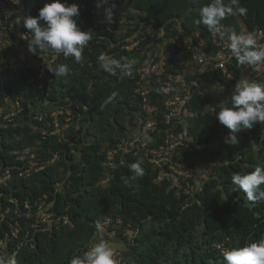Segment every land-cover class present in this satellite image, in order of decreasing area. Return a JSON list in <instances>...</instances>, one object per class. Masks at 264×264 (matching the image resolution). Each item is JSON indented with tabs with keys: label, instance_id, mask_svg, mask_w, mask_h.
Here are the masks:
<instances>
[{
	"label": "trees",
	"instance_id": "16d2710c",
	"mask_svg": "<svg viewBox=\"0 0 264 264\" xmlns=\"http://www.w3.org/2000/svg\"><path fill=\"white\" fill-rule=\"evenodd\" d=\"M46 2L21 0L15 15L37 16ZM64 2L79 6L77 25L92 36L80 63L54 52L30 53L28 30L10 26L15 15L0 18L2 39L21 46L28 57L15 62L0 50V177L10 170L0 182V256H14L18 264H69L95 242V224L107 218L111 223L104 235L122 244L113 246L122 259L118 264H223L222 248L264 236V202H248L231 184L234 173L264 165V124L237 133L239 143L232 146L224 142L229 130L215 117L219 103L230 106L239 79L264 81L251 68L238 67L235 58L223 69L197 76L200 91L182 117L176 123L158 122L150 132V146L156 149L170 135L182 134L170 154L122 153L120 148L144 121L134 89L144 50L155 39L147 26L163 28L166 36L188 37L195 47L202 40L210 54L216 50L211 33L194 22L207 0H115L119 17L109 24L106 5L97 8L98 0ZM240 2L247 14L226 18L222 23L227 31L244 28L252 33L263 27L264 0ZM143 35L140 49L129 50ZM101 53L134 61L133 76L104 72L97 62ZM183 59V64L169 59L160 81L152 79L151 103L162 108L168 73L179 70L189 82L194 78L187 72L196 64L191 53ZM42 63L46 72L38 79ZM59 64L70 69L67 82L49 71L48 66ZM113 91L118 92L115 102L101 110L99 105ZM154 113L162 118L160 108ZM141 157L145 174L133 179L130 164ZM170 166L192 173L196 166L204 176L196 181L193 173L192 186L184 192V181ZM49 212L52 216L44 219Z\"/></svg>",
	"mask_w": 264,
	"mask_h": 264
},
{
	"label": "clouds",
	"instance_id": "9594fccd",
	"mask_svg": "<svg viewBox=\"0 0 264 264\" xmlns=\"http://www.w3.org/2000/svg\"><path fill=\"white\" fill-rule=\"evenodd\" d=\"M12 2L19 4L20 0H12ZM193 2L198 3L199 0H193ZM107 3L108 0H98L96 6L100 8L102 4ZM115 6V3H111L103 8L107 24L112 21ZM246 14L247 9L241 5L240 0H207V3L200 6L198 18L194 22L205 26L219 39L228 41L227 47L238 67L243 66L259 71L261 67H264V43L259 42L255 34L244 28L239 31L235 29L225 31L222 23L226 18ZM7 15L13 16L14 13L9 11ZM79 15L80 9L76 3L67 4L64 0H48L38 10L37 16L15 15L10 26H22L28 30L30 36L26 39L30 53L41 56V54L54 52L57 55L62 54L65 59L71 58L80 63L82 53L92 36L89 31L78 27L75 18ZM97 62L99 67L110 75L119 73L123 77H132L134 74L135 62L126 58L117 59L101 53ZM48 68L55 76L65 78L67 82L66 78L70 76V69L66 64H59L54 69L49 66ZM117 95L118 92L113 91L103 99L99 108L103 110L106 106L113 104ZM215 117L229 130V134L224 137V142L232 146L237 145L239 143L237 133L250 130L257 123L264 124V81L239 79L234 85L230 106L223 102L219 103V110L216 111ZM143 138L149 139L146 131L143 133ZM123 163L121 161V164ZM130 172L133 174V179L143 177L145 174L143 160L131 163ZM190 173L193 176L191 170ZM177 176L185 183L184 192H189L192 186L189 181L191 176L187 181ZM231 184L234 186L233 191L243 192L248 202H264V187H262L264 185V165H258L247 173H234L231 176ZM95 230L102 235L105 227L97 222ZM103 238L111 237L103 235ZM103 238L96 239L82 254L73 256L69 264H118L116 250ZM120 244L121 242L118 241L117 246L119 247ZM221 245L218 244L217 247L222 248ZM222 258L223 264H264V236L241 247L226 250L222 248ZM0 264H18V261L14 256L7 258L0 256Z\"/></svg>",
	"mask_w": 264,
	"mask_h": 264
},
{
	"label": "built area",
	"instance_id": "2783aa9c",
	"mask_svg": "<svg viewBox=\"0 0 264 264\" xmlns=\"http://www.w3.org/2000/svg\"><path fill=\"white\" fill-rule=\"evenodd\" d=\"M21 2V0H20ZM19 2V4H20ZM115 3V0H108V3L105 4L106 7L108 4ZM19 4H15L12 1L6 2L5 0H0V18L4 20H11L13 16L19 13ZM116 5V3H115ZM118 6L116 5L113 9L114 18L117 15L116 10ZM12 11L14 13L13 16H8L7 13ZM147 30L152 34L153 38H160V40H151L149 45L151 47L145 48L143 53V58L140 66L137 69L138 73V84L134 89V96L140 100V105L142 110L145 112L144 121L140 125L139 133L135 136L131 137L129 140H123L120 143V148L122 153L132 152L133 154L142 153L143 155L153 154L154 156H160L161 154L167 155L170 154L173 148L177 146L180 142V137L182 134L177 137V134L170 135L166 142L165 146H160L159 149L150 146V142L152 140V136L150 132L156 128L158 122L170 123L175 122L179 118L182 117L183 112L185 111L187 103L191 100V98L200 91L199 80L197 76L201 74H205L211 68L223 69L226 67V63L232 60L230 50L227 47L228 41L221 40L217 36H214L211 33V38L214 41V45H216V50L212 53L208 54L202 47L203 41H199V46L195 47L191 42L190 38L183 37L178 39L176 36L165 35L163 28L157 29V31L153 30V26L148 25ZM224 30L227 29L224 27ZM259 42L264 37V26L258 28L254 32ZM3 32H0V45H4V41H2ZM157 35V37H155ZM145 35L141 36L137 40H133L129 45V50L138 48L139 41L145 39ZM191 53L192 59L195 60V67L197 69H192L194 66L187 71L189 74L194 76L192 80L189 82L183 73L179 70L168 73V79H166L163 84V91L166 94V100L162 106V108L157 106V104L151 103L150 99L152 97V79L159 82L160 75L167 71V63L169 59H178L180 64L184 63L185 54ZM174 67V65H171ZM46 65L40 64L38 73L36 77L38 79L42 78L46 72ZM254 76L264 78V67H261L259 71H254ZM161 109L162 118L158 119L157 115L154 111ZM55 132H59L58 122H54ZM148 133L149 139L145 140L143 138L144 132ZM198 147V146H197ZM143 157H141V160ZM111 168L114 167V164L109 163ZM171 170L176 172L179 176L182 177L183 180L187 181V179L191 176L190 170H180L175 168L174 166H170ZM28 171V169H27ZM10 176V170L5 169L3 175L0 177V182L6 180ZM43 202L40 204L42 205ZM39 205V206H40ZM27 206V205H26ZM48 216H52V213L49 212L45 215L44 219ZM43 219V220H44ZM111 220L107 218L102 224L106 228L110 225ZM105 232V231H104ZM104 233L97 234V240L103 238ZM117 252V260L118 263L122 262L120 252Z\"/></svg>",
	"mask_w": 264,
	"mask_h": 264
},
{
	"label": "rangeland",
	"instance_id": "374dc122",
	"mask_svg": "<svg viewBox=\"0 0 264 264\" xmlns=\"http://www.w3.org/2000/svg\"><path fill=\"white\" fill-rule=\"evenodd\" d=\"M5 40V41H4ZM5 43V47L2 45L0 46V50L3 52V56H6L9 60H14L15 62H23L27 60V55L25 54V51L22 49L21 46L18 45H11L10 40L3 37V40ZM1 59V58H0ZM218 95V94H217ZM15 112V110L13 111ZM210 167V165H209ZM194 178L196 181H199L202 179L200 176H204L201 169H198L196 166L194 167ZM202 173V174H201Z\"/></svg>",
	"mask_w": 264,
	"mask_h": 264
},
{
	"label": "crops",
	"instance_id": "0c3cea01",
	"mask_svg": "<svg viewBox=\"0 0 264 264\" xmlns=\"http://www.w3.org/2000/svg\"><path fill=\"white\" fill-rule=\"evenodd\" d=\"M105 239L106 241H108V243L111 245V246H117L118 245V241L115 240L114 238H103ZM115 240V241H114Z\"/></svg>",
	"mask_w": 264,
	"mask_h": 264
}]
</instances>
